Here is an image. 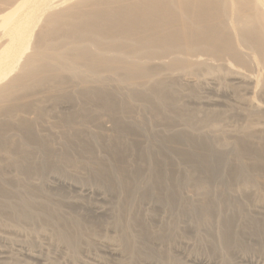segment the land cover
I'll return each mask as SVG.
<instances>
[{
  "label": "bare ground",
  "instance_id": "bare-ground-1",
  "mask_svg": "<svg viewBox=\"0 0 264 264\" xmlns=\"http://www.w3.org/2000/svg\"><path fill=\"white\" fill-rule=\"evenodd\" d=\"M177 85L181 88L180 92L182 93L177 92ZM185 90L186 92H184ZM74 93L80 94L86 99H97L106 106H110L113 97L116 98L118 94L117 98L123 95L126 97L125 102L127 99L129 101L127 106L125 105L126 108H130L129 105L134 104L132 100H136L134 99L136 96H141L144 99L149 97L155 105H162L163 109L165 108V111L160 109L162 106L159 108L161 112L165 113V120L176 119L177 121L179 119L181 122L184 120L187 122L189 119L192 124L187 122L188 126H186L184 121L186 127L184 126L180 130L176 127L178 131L174 130L172 135L185 138L187 142L191 140L195 145L193 147L196 150L193 151H195V157L199 163V170L196 168L195 194L192 198L190 197L191 199H188L192 201L191 205L193 204L197 212L200 211L203 214L202 210L208 209L212 203L213 196L210 195L209 180L211 175L213 177L215 162L220 160L233 168V171L229 172L230 175L238 179L242 178V186L239 185L242 187L240 191H248L249 195L253 193L254 198L255 195L258 196V201L264 205V194L261 191L264 188L261 185L263 178L258 180L260 172L254 173L257 170L263 171L264 168V0H0V151L7 140L5 135L2 136L4 133H1L2 130L9 131L8 128L11 126H30L35 121V118L26 115L30 109L35 108L38 114H43L45 108L41 103L48 98L59 101L66 99V103H68L73 100ZM177 93L182 96L177 98ZM38 94L42 96L37 99L33 98ZM53 104L55 103L53 102ZM156 109L154 108V110ZM123 118H120L122 119L121 123ZM117 120L119 123L120 120ZM135 120L133 121L135 122ZM125 123L122 124L125 126ZM47 141L49 140L47 139ZM10 143L12 146L14 142ZM64 148L65 146H62L61 149ZM21 153L19 154L21 155ZM15 158L13 159L12 156L13 161H16ZM20 159L18 158V160ZM2 163L4 161L0 160V171L1 168H4ZM19 167L22 168V165ZM1 172L0 211L9 209L12 215L8 211L5 212L9 213L11 219L14 216L12 221L17 218L23 220L22 218L26 217L23 207L35 205L38 200L35 203L33 202L36 198H32V203L27 202V198L24 201H21L20 198V200H14L15 196L12 195L14 201H21L19 204H22V208H20L22 210H18L13 200L7 199L8 195L2 194V192L11 191L6 187V184L10 178L14 179V175H10L13 178H8L9 174H7L8 177H4V171V175ZM20 177L19 180L18 177L16 178L17 181H20ZM11 181L12 185L13 181ZM90 191L83 189L81 194L84 197ZM239 193L241 192H237L240 196L242 193ZM19 195H21L20 192ZM240 199L238 198V200ZM102 200L106 199L102 198ZM78 202L79 204L74 203V205L84 204ZM103 202L104 204L93 205L86 203L88 205L86 208L95 216L114 213V211L119 212L120 203L108 207L105 205V201ZM41 205L44 210L46 207L48 210V206H50L49 204L44 208L43 204ZM260 208L262 207L258 208V212ZM56 210L58 209L56 208ZM255 210L257 211V209ZM29 214L27 213L28 216H30ZM40 216L43 217L44 214ZM144 216L146 217V215ZM62 218L64 217L62 216ZM27 219L31 220L28 217ZM143 219L146 220V218ZM203 220L205 223L208 221L207 215ZM6 223L4 226L6 225L7 229L0 231V240L23 245L24 242L21 243L22 241L17 239V237L19 238L17 236L19 221L16 224ZM256 223L252 225V228L257 225L254 227L257 229L254 232L257 231V235L264 236V218L257 220ZM247 227L245 229L242 227L241 230L244 232L246 229L248 230ZM171 228L166 229L171 230ZM252 228L249 227L250 233L253 231ZM64 230L67 231L65 228ZM174 230L175 233L176 230ZM61 231L63 232V230ZM158 231H151V236L154 238L164 236ZM64 233L67 232H63L62 235ZM256 233L255 235L251 234L256 236ZM143 234L145 235V232ZM257 238L259 239L258 236ZM110 239L116 241L118 237L117 235L111 236L108 240ZM19 241H21L20 244ZM24 241L26 243V239ZM133 242L135 244L136 240ZM15 243L13 244L16 245ZM126 246L128 245L126 244ZM7 247L9 246L7 245ZM7 247L0 248V261L3 263L8 259H14L11 258L13 253L9 254L11 250L9 251L10 248ZM126 249L127 247H103L102 252L108 256L122 257ZM36 252H24L22 255L24 264H51L44 258L45 251L43 253ZM46 253L48 254V252ZM15 259L17 262L18 259ZM243 259L246 260V258ZM13 261L15 262V260ZM191 261L211 264L209 263L211 261L208 262L207 259L199 256L190 258ZM247 262L248 264H261L250 260Z\"/></svg>",
  "mask_w": 264,
  "mask_h": 264
},
{
  "label": "rangeland",
  "instance_id": "rangeland-1",
  "mask_svg": "<svg viewBox=\"0 0 264 264\" xmlns=\"http://www.w3.org/2000/svg\"><path fill=\"white\" fill-rule=\"evenodd\" d=\"M176 88L178 89V93H182L178 85ZM74 94L76 95L77 93ZM177 94V98L178 96H182L181 94ZM75 95L73 100L68 103H66V99H62L61 101L56 99L58 102L51 98L45 99L47 102L43 100L44 104L41 103L42 107L46 109H44L43 114H38L35 108L27 112L26 115H29L28 117L35 118V121L30 126H11V128L9 127L10 129L8 128L9 131H6V129L1 132H4L2 136L5 135V139L7 140L6 144L4 143L2 146L3 150L1 149L0 151V160L4 161L2 163L4 168H1L2 172H0L4 175V171V177H8L7 174H9L8 178L14 175L13 180L10 178L13 182L9 179L6 184V187L11 191H5L6 193L2 192V194L8 195V198L5 197L7 199H12V195L13 197L15 196L14 200L20 198L21 201H24L27 198V202L30 203L36 198L33 203L36 200H38V203L27 205V208L23 207V212L26 214V217L22 218L23 220H19L21 218H17L18 220L14 219L15 221H19V223L16 221L17 230L21 231L20 233L19 230L17 232L21 236L17 233V236H19L17 239L22 241H19V244L20 242H24L23 245L13 242L16 244L14 245L11 242L8 243L5 240H0V248L7 247L8 245L9 247L7 248H10L8 250H11L9 254L13 253L10 256L15 260L14 262L12 259H8L4 263L0 261V264H24V256L22 257V255L26 251H37L36 253H43L45 251L44 258L51 264H85L86 262L89 264H94L95 262V264H126V262L127 264H200L190 262V258L197 256L207 259L208 262L211 261L209 262L211 264H244L245 262V264H248L247 260L264 264V236L257 235V231L254 232V230H257L256 228L254 229L257 225L252 228V225L257 220L264 218L262 216L264 215V205L258 201V196L256 197L255 195L254 198L253 193V195H249L248 191H240L242 188L240 186L243 183L241 181L242 178L238 179L230 175L233 171L230 165L220 160L215 162V167L213 166L214 174L212 173L213 177L211 175V179L209 180L210 195L213 196L214 200H212V206L210 205L208 209L202 210V214L200 211L197 212L193 204L191 205L192 201L188 198H192L195 194V176H197L196 171L199 167L195 151H193L196 150L194 148L195 145L191 140L187 142L185 138L172 135L178 129L184 128L185 125L188 126V123H191L189 119L187 120L188 123L184 120L185 125L184 121L181 122L178 118L177 121L176 119L172 121L165 120V113L160 111V109L164 110L165 108L163 109L162 105V108L158 104L155 105L149 97L150 100L147 97L144 99L141 96H136L134 97L136 100H132L134 103L132 104L133 108L131 105H129L130 108H126L129 101L127 99L125 102L124 99L126 97L123 95L120 96L121 98H117L119 94L116 98L113 97L110 106H106L102 102L97 101V99L91 98V100L84 98L82 95L80 96V94ZM39 96L42 95L38 94L33 98H40ZM155 106H158V109ZM114 114L116 117H114ZM132 115L133 117H131ZM119 117H126L123 118L122 122L123 124L127 122L125 126L121 123L122 119ZM131 118L133 119L131 120ZM117 119L120 120L119 123ZM129 122L130 124H128ZM121 124L122 126H120ZM8 134L11 135L9 136ZM11 141L16 144L12 143L11 146ZM62 146H65V148L61 149ZM192 153L194 154L192 155ZM14 154H19L20 156H15ZM5 156L12 161L8 160ZM12 156L13 159L16 157V161H20L19 163L22 165V168L19 167L21 165L18 162L15 163L16 161H13ZM17 157L19 159L23 157L25 161L23 159L18 160ZM258 171L261 175L258 174ZM254 173L259 175L260 178L258 180L263 178L261 181L263 184L261 185L264 186V168L263 171L257 170ZM17 174L21 176L20 181H17V179L19 180ZM10 181L13 186L10 184ZM14 182L16 183L13 184ZM18 182L24 184H21V186ZM83 189L91 191L83 197L81 194ZM261 191L264 194V188ZM19 192L22 196L19 195ZM237 192H241L243 195L239 193L241 194L239 196ZM3 195L2 197H4ZM102 198L106 200H102ZM238 198L241 199L238 200ZM253 199L256 200L254 201ZM14 200L16 208L22 210L20 209L22 208V204L20 203L21 206L19 204L21 201L16 202ZM235 200H238L240 203ZM241 200H245L246 202ZM78 201H80V204H84L80 206L74 205V203L79 204ZM103 201H105V205L108 207L120 203L119 212L114 211V213L95 216L93 212L86 208L91 203V205L104 204ZM39 203L40 205H38ZM258 203L261 205L259 204V206ZM41 204H43L44 208L50 204L48 206L49 209L47 210L46 207L44 210ZM254 204L256 205L254 206ZM54 206L60 210H56ZM259 207L263 209L260 208L258 212ZM25 209L29 211L27 213H30L31 217L27 215ZM46 210L49 212L47 213ZM5 211L11 213L9 209L2 211L3 213L0 211L1 232L7 229L6 225L4 226L6 222L16 224L14 223L15 221H12L14 216L11 219L10 215L12 213L9 215ZM36 213L44 214L43 217L45 219L40 216L41 214L37 216ZM46 215L47 217H45ZM206 215L208 221L205 223L203 218L205 219ZM27 217L31 218V220H28ZM65 217H67L66 220ZM143 218H146V220ZM61 224L66 225L62 226ZM57 226L59 227L57 228ZM242 227L244 229L248 228V230L244 231L247 235L241 230ZM249 227L253 229L251 233L254 235L256 233V236L250 233ZM166 228H171V230ZM174 228L175 230L178 228L175 233L173 232ZM61 230L67 233L62 235L63 232ZM151 231L161 232L165 237L154 238L151 236ZM116 235L118 240H108L111 236L114 237ZM107 236L109 237L107 238ZM135 240L134 244L133 241ZM126 244L131 248L129 249ZM103 247H127L128 250L126 249L122 257L108 256L102 252ZM41 248L43 249L40 250ZM19 249L21 251H18ZM46 252L51 255H48ZM74 255H77V258ZM15 258L18 259L17 262ZM243 258H246V260ZM47 260L46 262H48Z\"/></svg>",
  "mask_w": 264,
  "mask_h": 264
}]
</instances>
